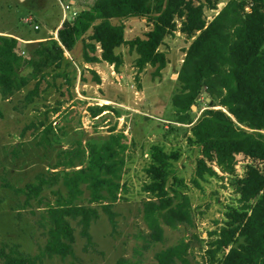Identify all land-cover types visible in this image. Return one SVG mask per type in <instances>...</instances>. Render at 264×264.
<instances>
[{"label":"trees","instance_id":"16d2710c","mask_svg":"<svg viewBox=\"0 0 264 264\" xmlns=\"http://www.w3.org/2000/svg\"><path fill=\"white\" fill-rule=\"evenodd\" d=\"M215 5L214 0H94L72 23H61L56 39L26 43L27 56L17 53L16 38L0 33V98L9 99L33 81V88L23 97L24 104L32 103L48 71L60 69L64 52L71 53L78 43L83 65L104 62L118 70L123 63L118 49L126 45L136 54L138 72L146 65L159 72L166 60L158 48L179 20L178 31L193 39L177 72L171 104L176 121L189 125L187 143L199 152L191 183L200 188L199 181L219 178L216 168L233 173L237 155L251 161L243 176L233 181L240 207L231 209L224 224L210 233L214 239L207 253L213 260L221 253L214 264H264V0H228L206 22L203 9H215ZM129 18H144L150 25L142 38L125 39L122 21ZM88 70L92 82L99 84L96 72ZM56 76L69 81L63 73ZM79 81L87 82L82 75ZM202 91L210 101L197 117H190L191 106ZM108 108L96 105L87 112L95 118ZM50 128L43 129L40 143H48ZM128 147L127 136L111 128L106 136L75 141L58 154L60 159L47 175L38 174L34 182L22 188L4 183L5 188L24 196V206L33 199L41 203L43 189H49L54 200L44 203L41 216L47 235L44 247L29 255L16 244L3 245L1 264H39L44 256H72L74 235L68 219L77 221L81 237L90 243L89 227L98 212L89 205L101 206L114 225L111 208L123 187ZM178 158V153L165 152L161 145L150 148L144 169L148 180L141 187L146 195L140 209L146 229L141 236L144 248L164 242V227L194 226L190 199L180 190L185 185L174 175L173 162ZM85 193L87 204H82ZM188 248L180 239L156 251L151 264H190ZM117 264L131 263L120 259Z\"/></svg>","mask_w":264,"mask_h":264},{"label":"rangeland","instance_id":"374dc122","mask_svg":"<svg viewBox=\"0 0 264 264\" xmlns=\"http://www.w3.org/2000/svg\"><path fill=\"white\" fill-rule=\"evenodd\" d=\"M228 0H214L215 9H203L206 22L224 6ZM60 0H0V33L12 34L20 39H31L44 32H52L62 16ZM62 3L65 1L61 0ZM69 14V13H68ZM35 18L34 24L25 20ZM113 22L117 23L116 20ZM125 39L142 38L150 29L144 18H129L122 21ZM176 30L166 35L158 50L163 52L166 65L159 72L146 65L141 72L134 66L136 54L121 46L118 52L123 63L115 70L107 63L83 66L80 59V43L66 55L60 69L48 71L41 81L38 95L32 103L24 104L23 97L33 88L31 81L25 88L7 100L0 98V247L16 244L25 254L36 255L44 247L46 227L41 216L44 203L53 202L54 195L43 189L39 199L24 206V196L15 194L3 186L22 188L32 183L38 174L47 171L56 163L61 151L71 148L75 141L106 136L108 131H122L127 136L128 149L124 153L120 196L112 206L114 225L108 221L101 206L96 208L98 218L89 227L91 242L80 235L76 220L68 219L73 228V255L65 258L44 256L39 264H117L126 259L131 264H151L154 253L184 239L189 244L190 264H214L221 253L211 259L210 233L216 231L227 220L231 209H239L233 181L243 176L250 159L235 157L233 173L224 174L216 168L219 178L208 177L199 181L200 188L191 183L198 149L187 143V124L177 122L171 98L177 91L176 76L185 50L192 38ZM17 53H26V44L18 41ZM92 67L99 76L95 84L88 72ZM63 73L64 76H56ZM87 82L81 84L79 76ZM210 99L202 93L195 99L190 117H197L207 107ZM108 105V111L92 118L88 107ZM50 125L48 143H40L41 132ZM152 145H161L165 152H176L179 158L173 162L174 175L185 187L180 190L190 199L194 226L177 229L164 227V242L144 248L141 238L146 232L141 220V201L146 197L142 185L148 180L144 169L150 161ZM170 181H172L170 179ZM55 188V187H53ZM62 189V188H61ZM85 193L81 199L86 203ZM1 264V260H0Z\"/></svg>","mask_w":264,"mask_h":264},{"label":"crops","instance_id":"0c3cea01","mask_svg":"<svg viewBox=\"0 0 264 264\" xmlns=\"http://www.w3.org/2000/svg\"><path fill=\"white\" fill-rule=\"evenodd\" d=\"M63 1V0H62ZM65 3H62L61 0L59 2L60 4V8H61V5L62 6H65L69 3H71V5L69 6V8L67 10H65L63 12L62 8H61V11H62V15L64 14L65 15V19H63V17L61 16V19L59 20L58 24L54 27L53 31H54V36H50V34H52V32H44L43 34H41L40 36H37L35 38H29V39H20L18 38L17 36L15 35H12V34H5V35H9V36H12L14 38H16L18 41H21L22 43L26 44L28 42H37V41H42V40H45L49 37H52L54 39H56V31L57 29L60 27L61 23L66 20V18H69L72 14V12H76V14L83 8L85 7H89L92 5V3L94 2V0H64ZM69 13V14H68ZM33 19V18H32ZM37 20H35V18L33 19V24L34 26H37V23H36ZM33 26V28H34ZM37 29H38V26H37ZM18 44V43H17ZM69 53L68 52H64V57L66 55H68ZM100 63H104V62H100ZM100 63H96L95 65H98ZM94 65V64H93ZM83 66H87V64H84ZM91 66V65H89ZM90 69H92V67H89ZM94 70V69H93ZM97 72V71H96ZM98 73V72H97Z\"/></svg>","mask_w":264,"mask_h":264},{"label":"built area","instance_id":"2783aa9c","mask_svg":"<svg viewBox=\"0 0 264 264\" xmlns=\"http://www.w3.org/2000/svg\"><path fill=\"white\" fill-rule=\"evenodd\" d=\"M70 5H71V3H69V4L65 5V6H62V5H61V8H62L63 12H64L65 10H67V9L69 8ZM245 10H247V7H245ZM75 15H76V12H72L71 16H70L69 18H66V20H68L70 23H72V21H73ZM62 17H63V19H65V15H64V14L62 15ZM25 22L28 23V24H32V23H33V19H32L31 17H28V18L25 20ZM34 29H37V26H34ZM18 54L24 56L23 53H18Z\"/></svg>","mask_w":264,"mask_h":264},{"label":"water","instance_id":"95a60500","mask_svg":"<svg viewBox=\"0 0 264 264\" xmlns=\"http://www.w3.org/2000/svg\"><path fill=\"white\" fill-rule=\"evenodd\" d=\"M193 107H194V106L192 105V106H191V109H193Z\"/></svg>","mask_w":264,"mask_h":264}]
</instances>
